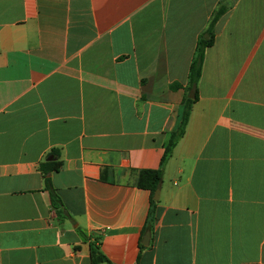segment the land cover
Instances as JSON below:
<instances>
[{
    "label": "crops",
    "instance_id": "crops-1",
    "mask_svg": "<svg viewBox=\"0 0 264 264\" xmlns=\"http://www.w3.org/2000/svg\"><path fill=\"white\" fill-rule=\"evenodd\" d=\"M221 4L145 229L139 171ZM93 242L113 264H264V0H0V264H110Z\"/></svg>",
    "mask_w": 264,
    "mask_h": 264
},
{
    "label": "trees",
    "instance_id": "trees-1",
    "mask_svg": "<svg viewBox=\"0 0 264 264\" xmlns=\"http://www.w3.org/2000/svg\"><path fill=\"white\" fill-rule=\"evenodd\" d=\"M227 6L218 5L215 7L207 21L206 26L203 30L198 34L196 39L195 48L193 51V55L191 58L187 82L183 86L184 87V95L181 101V113L180 119L176 126L168 132L167 140L164 143L163 152L160 158L159 166L156 168H143L139 171L137 178V185L140 187L148 188L150 190V205L147 212V217L145 221L144 228L150 229L152 227V223L156 218L157 213V202L158 199L153 197L154 191L158 188L162 174H163V166L169 156L171 155L172 149L179 138L183 135L185 126L189 117V113L192 107L193 102L197 98L198 95V80L201 75V68L204 59L205 49L207 46L211 45L215 39V23L218 18L225 12ZM172 86H182V83H174ZM190 90H193L194 95L192 97L189 96ZM60 165V161L55 162L52 166H48L47 168H43L44 171H48L51 169H55ZM45 186L49 189L50 198L53 206L58 210L60 214V209L62 207V200L51 184L50 178L45 176ZM91 254L93 261L97 260H106L110 264H113L109 261V259L99 250V244L96 242L91 243Z\"/></svg>",
    "mask_w": 264,
    "mask_h": 264
},
{
    "label": "water",
    "instance_id": "water-1",
    "mask_svg": "<svg viewBox=\"0 0 264 264\" xmlns=\"http://www.w3.org/2000/svg\"><path fill=\"white\" fill-rule=\"evenodd\" d=\"M193 95H194L193 90H190V92H189V96L192 97ZM158 196H159V188H156L155 191H154L153 197H154L155 199H157ZM148 238H149V231L147 230V231L145 232V234L143 235L142 242H143V243H147V242H148Z\"/></svg>",
    "mask_w": 264,
    "mask_h": 264
}]
</instances>
